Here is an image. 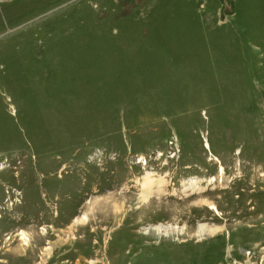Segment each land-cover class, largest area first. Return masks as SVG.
<instances>
[{
	"label": "rangeland",
	"instance_id": "obj_1",
	"mask_svg": "<svg viewBox=\"0 0 264 264\" xmlns=\"http://www.w3.org/2000/svg\"><path fill=\"white\" fill-rule=\"evenodd\" d=\"M0 264H264V0H0Z\"/></svg>",
	"mask_w": 264,
	"mask_h": 264
},
{
	"label": "bare ground",
	"instance_id": "obj_2",
	"mask_svg": "<svg viewBox=\"0 0 264 264\" xmlns=\"http://www.w3.org/2000/svg\"><path fill=\"white\" fill-rule=\"evenodd\" d=\"M47 253V252H46Z\"/></svg>",
	"mask_w": 264,
	"mask_h": 264
}]
</instances>
